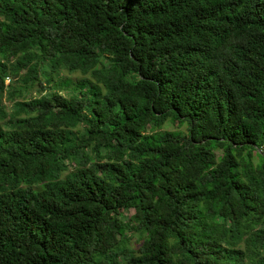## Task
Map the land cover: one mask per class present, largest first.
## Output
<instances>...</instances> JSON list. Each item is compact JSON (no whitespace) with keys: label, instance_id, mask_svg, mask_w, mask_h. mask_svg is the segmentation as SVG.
<instances>
[{"label":"trees","instance_id":"16d2710c","mask_svg":"<svg viewBox=\"0 0 264 264\" xmlns=\"http://www.w3.org/2000/svg\"><path fill=\"white\" fill-rule=\"evenodd\" d=\"M0 264H264V0H0Z\"/></svg>","mask_w":264,"mask_h":264},{"label":"rangeland","instance_id":"374dc122","mask_svg":"<svg viewBox=\"0 0 264 264\" xmlns=\"http://www.w3.org/2000/svg\"><path fill=\"white\" fill-rule=\"evenodd\" d=\"M73 77H76V76H78L77 74H75V75H72ZM71 76V77H72ZM72 77V78H73ZM8 80H6V84H8ZM4 104H5V106H6V110H11V108H10V104L8 103V102H4ZM164 129L165 130H168V131H174V130H180V131H185L186 130V127L185 126H182L181 128H176V126L175 125H170V124H166L165 126H164ZM254 162H256V159L254 160ZM132 214V211H129L128 212V216H130ZM135 241V239L133 238L131 241H130V243H133ZM131 247H133V244L131 245Z\"/></svg>","mask_w":264,"mask_h":264}]
</instances>
